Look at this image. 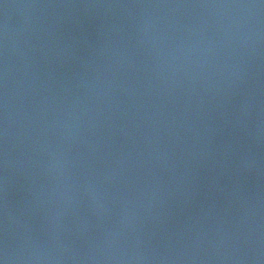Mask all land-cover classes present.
Returning <instances> with one entry per match:
<instances>
[{
	"label": "water",
	"instance_id": "95a60500",
	"mask_svg": "<svg viewBox=\"0 0 264 264\" xmlns=\"http://www.w3.org/2000/svg\"><path fill=\"white\" fill-rule=\"evenodd\" d=\"M0 264H264V0H0Z\"/></svg>",
	"mask_w": 264,
	"mask_h": 264
}]
</instances>
